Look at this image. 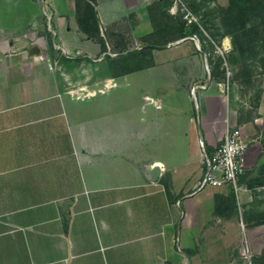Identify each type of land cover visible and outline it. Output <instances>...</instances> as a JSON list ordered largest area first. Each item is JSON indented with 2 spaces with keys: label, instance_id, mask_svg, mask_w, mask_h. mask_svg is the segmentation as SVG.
Instances as JSON below:
<instances>
[{
  "label": "crops",
  "instance_id": "1",
  "mask_svg": "<svg viewBox=\"0 0 264 264\" xmlns=\"http://www.w3.org/2000/svg\"><path fill=\"white\" fill-rule=\"evenodd\" d=\"M154 1L18 7L25 25L46 20L60 53L0 50V264L262 260L263 247L250 249V230L264 225L244 216L247 183L198 186L199 136L211 150L227 125L239 124L234 102L212 66L187 63L191 35L154 38ZM135 16L130 42L120 33ZM48 54L66 68L42 60ZM257 137L244 136L246 164Z\"/></svg>",
  "mask_w": 264,
  "mask_h": 264
},
{
  "label": "rangeland",
  "instance_id": "2",
  "mask_svg": "<svg viewBox=\"0 0 264 264\" xmlns=\"http://www.w3.org/2000/svg\"><path fill=\"white\" fill-rule=\"evenodd\" d=\"M28 1L0 0V50L14 48L18 52L16 58L23 55V49L31 53L35 47L44 54L50 49L60 53L51 40L46 20L37 26L34 23L25 25L26 9L18 7ZM168 13L173 16L171 20L167 18ZM186 13H190V18L193 16L192 22L185 17ZM154 15L157 23L168 27L181 25L190 33L195 51L188 54L187 63L212 66L214 79L223 82L226 94L234 102L242 136H258L240 181L247 183L252 195L248 208H244V216L250 226L264 225V0H165L155 7ZM136 19V16L130 19L128 24L125 21L123 33H120L130 42H134V31L131 30ZM57 58L56 62L52 55H42L45 62L66 68L68 62L63 61L61 55ZM79 63L87 64L84 61ZM83 74L82 70L76 71L71 77L82 81ZM115 93L125 96L121 89ZM196 103H191V107L197 120L199 109ZM216 109L219 113L220 108L217 106ZM258 149L261 151L256 159ZM250 236L252 251L264 249L262 228L250 230ZM2 239L0 237V241ZM1 252L0 247V257ZM259 264H264V257Z\"/></svg>",
  "mask_w": 264,
  "mask_h": 264
},
{
  "label": "built area",
  "instance_id": "3",
  "mask_svg": "<svg viewBox=\"0 0 264 264\" xmlns=\"http://www.w3.org/2000/svg\"><path fill=\"white\" fill-rule=\"evenodd\" d=\"M189 14L186 13L185 17L192 22L193 16L190 18ZM194 90L195 86L192 88L193 93ZM199 144L203 153V174L198 186H232L236 189L245 170L244 153L248 148V141L242 136L239 126L227 125L219 142L211 150L201 135Z\"/></svg>",
  "mask_w": 264,
  "mask_h": 264
},
{
  "label": "trees",
  "instance_id": "4",
  "mask_svg": "<svg viewBox=\"0 0 264 264\" xmlns=\"http://www.w3.org/2000/svg\"><path fill=\"white\" fill-rule=\"evenodd\" d=\"M163 1L165 0H156L154 1L149 7H148V11L150 14V17L152 19V21L154 22V38L156 40H159L161 44H166L170 41H174L177 40L179 38H182L184 36L190 35V33H187L185 30V28H183L181 25H179L178 27H168L165 26V24H161V23H157L156 19H155V7L159 4H161ZM161 2V3H160ZM173 16L168 13L167 14V18L169 20H171ZM241 179V177H240ZM262 258L264 257V253L262 254Z\"/></svg>",
  "mask_w": 264,
  "mask_h": 264
},
{
  "label": "bare ground",
  "instance_id": "5",
  "mask_svg": "<svg viewBox=\"0 0 264 264\" xmlns=\"http://www.w3.org/2000/svg\"><path fill=\"white\" fill-rule=\"evenodd\" d=\"M225 43H226V45H227V46H229V44H228L227 40H226V42H225Z\"/></svg>",
  "mask_w": 264,
  "mask_h": 264
},
{
  "label": "water",
  "instance_id": "6",
  "mask_svg": "<svg viewBox=\"0 0 264 264\" xmlns=\"http://www.w3.org/2000/svg\"><path fill=\"white\" fill-rule=\"evenodd\" d=\"M170 43H172V42H170ZM170 43H169V44H170Z\"/></svg>",
  "mask_w": 264,
  "mask_h": 264
}]
</instances>
